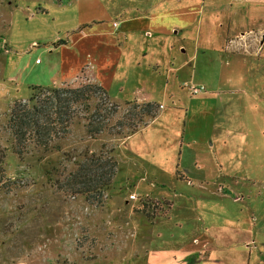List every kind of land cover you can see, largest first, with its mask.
I'll use <instances>...</instances> for the list:
<instances>
[{"label":"rangeland","instance_id":"1","mask_svg":"<svg viewBox=\"0 0 264 264\" xmlns=\"http://www.w3.org/2000/svg\"><path fill=\"white\" fill-rule=\"evenodd\" d=\"M158 1L0 0V264H146L150 246L140 240L145 233L141 230L137 234L134 219L146 216L143 203L158 206L162 214L168 211L167 202L150 200L146 194L174 203L173 217L210 219L227 212L234 217L240 209L250 219L257 215L255 202L259 197H250L247 192L257 195L262 192L259 188H264V54L245 62L227 55V16H220L218 9L223 8L217 0L182 2L183 7L198 2L200 12L192 25L197 27V69L203 77L186 79L183 88L177 83L175 93L170 88L167 94L164 81L158 93H147L149 99L158 104L161 101L166 110L153 128L139 133L141 142H123L125 138L108 130L93 138L87 130L90 113L85 111V118L73 122L69 133L56 136L50 147L28 143L21 154L17 153L7 129L16 102L29 101L33 88L96 84L85 75L94 65L91 56L80 76L60 84V73L81 55L64 53L58 47L66 43L69 33L78 31L82 10L86 13L84 21L108 25L123 9L146 8ZM172 3L174 0L165 6ZM184 43L189 49L194 46L190 40ZM87 46L84 54L91 52L93 45ZM209 70L219 72L220 77L213 79ZM227 71L232 79L227 80ZM141 80L122 77L112 84L107 107L117 106L110 120L114 133L130 120L133 106L123 102L134 101L136 87L145 82ZM148 83L159 89L160 81ZM192 86L206 90L192 95ZM185 120L189 128L183 146V141H178L184 137ZM147 138L152 139L151 147L144 144ZM181 145V169L191 178L197 177L198 163L212 190H229L233 200L235 196L246 197L238 204L216 196L195 201L198 189L184 187L186 181L176 176L177 171L183 174L177 168ZM91 154L112 156L117 163L116 175L100 199L92 193L88 197L77 193L79 187L72 185L71 175ZM240 188L246 192L237 191ZM131 195L138 200L132 202ZM262 195L264 198V190ZM198 205L195 212L193 208ZM174 235L175 231L157 237L154 246L174 251L190 232ZM258 257L256 251L254 260Z\"/></svg>","mask_w":264,"mask_h":264},{"label":"crops","instance_id":"2","mask_svg":"<svg viewBox=\"0 0 264 264\" xmlns=\"http://www.w3.org/2000/svg\"><path fill=\"white\" fill-rule=\"evenodd\" d=\"M169 1L159 0L146 8L128 7L119 12L117 18L109 22L108 25L103 23L94 25L90 21H84L86 13L83 9L78 31L69 33L70 37L68 40L66 39V43H62V46L58 47V49L63 48L64 53L75 52L81 55L75 64L69 63L68 69L60 73V84L80 76L82 69L87 66L88 56L92 57L94 65L92 70L85 71V75L94 83L102 86L110 100L109 94H111L112 84L115 80L122 81V77L142 79V82L145 80L142 85L136 87L134 101L123 103H153L161 110L157 118L150 120L144 128L125 138L123 142L126 143L132 140L141 142V139H138L139 133L148 132L163 118L166 106L162 105L161 101L158 104L156 100L149 99L147 93L149 95L158 93L157 91L163 88L162 81L165 82L167 94L170 88L175 93L177 83L180 88H183L187 86L186 79L194 81L203 77L197 69L200 50L197 27L194 28L192 25V20L200 12L198 2L183 7L181 5L184 0H174L171 5L165 6L167 3L169 4ZM217 2L222 3L223 9L217 7L220 16H227V39L224 38L227 41V55L241 57L243 62L247 61V58H261L264 54V0H217ZM212 15H214V11H212ZM114 23H118V26L114 27ZM185 32L192 34L184 35ZM186 40L193 41L194 46L189 49L185 46L184 41ZM87 45L93 46L90 49L91 52L84 54L86 52L84 49L89 48ZM76 49H81V51ZM82 54H84L83 57ZM231 65L229 64V66ZM229 73L227 71V80L232 79L228 78ZM209 74L213 79L220 77L219 72L214 70H209ZM148 80L155 83L160 81L159 89L147 86ZM121 87L123 88L122 85ZM203 114L206 116L207 113ZM183 124L182 135L184 137L178 142L183 141L184 146L189 128L188 120H185ZM145 143L150 144L149 147H151L152 139L147 138V141L144 140ZM154 149L156 148L154 147ZM183 153L182 147L177 168L183 174H179L180 172L178 173L176 168V176H179L183 182L186 181L183 184L184 187L198 189L196 195L199 197H196L195 201H200L201 198L211 199L210 197L216 196L238 204L239 201H242L241 198L246 197L235 196L233 200L229 190L221 188L218 191L212 190L209 179H205L204 168L198 163H195L198 165L195 170L197 177L191 178L181 169ZM259 189L262 192L259 190L257 195L252 191L247 192L250 197L252 195L255 198L259 197L255 202L259 208L256 211L257 215L251 219L245 216L243 209H240L234 217L230 212L219 218L212 217L210 219L194 215L173 217L171 211L174 203L163 197L152 198L146 194L150 200L167 202L168 211L166 210L162 214L163 211L161 209L159 211L158 206L154 208L152 204L141 203L142 212H146V216L136 217L133 225L137 234L141 230L145 233L140 240L147 241L150 246V250L146 252L145 263L186 264L188 261L187 264H264V198L262 195L264 188ZM233 190L236 191V189ZM237 191L243 194L244 189L240 188ZM260 199L262 200L261 205ZM195 207L193 210L198 212L200 206ZM160 213L162 215H159ZM147 214H151V217H147ZM185 230L190 232V235L180 240L176 250L168 252L163 247L154 246V241L165 237L168 232L175 231V235H177ZM256 251L259 257L254 260ZM242 257H244L243 260Z\"/></svg>","mask_w":264,"mask_h":264},{"label":"trees","instance_id":"3","mask_svg":"<svg viewBox=\"0 0 264 264\" xmlns=\"http://www.w3.org/2000/svg\"><path fill=\"white\" fill-rule=\"evenodd\" d=\"M109 103L106 90L98 84H86L78 88H33L29 101L15 103L7 129L15 140L17 153L21 154L28 143L50 147L56 136L61 132L69 133L73 122L85 118L82 115L85 111L90 113L87 130L93 138L105 130L119 138H127L159 115V106L153 103H128L133 106L130 120L121 124L120 131L114 133L115 128L110 126V120L117 106L112 104L109 108ZM125 128L128 132L124 131ZM116 171L117 163L112 156L91 154L80 165L77 173L71 175L72 185L79 187L77 193L87 197L92 193L100 199L111 185Z\"/></svg>","mask_w":264,"mask_h":264},{"label":"built area","instance_id":"4","mask_svg":"<svg viewBox=\"0 0 264 264\" xmlns=\"http://www.w3.org/2000/svg\"><path fill=\"white\" fill-rule=\"evenodd\" d=\"M114 26H117V24H115ZM190 90H191V94L192 95H197L203 91H205V88L204 87H201V88H198V87H195V86H192L190 87ZM138 198L136 195H131L130 196V200L131 201H136Z\"/></svg>","mask_w":264,"mask_h":264}]
</instances>
